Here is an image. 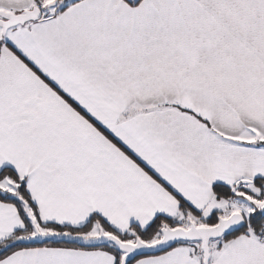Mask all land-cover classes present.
<instances>
[{"label": "snow or ice", "instance_id": "1", "mask_svg": "<svg viewBox=\"0 0 264 264\" xmlns=\"http://www.w3.org/2000/svg\"><path fill=\"white\" fill-rule=\"evenodd\" d=\"M0 264H264V0H0Z\"/></svg>", "mask_w": 264, "mask_h": 264}]
</instances>
